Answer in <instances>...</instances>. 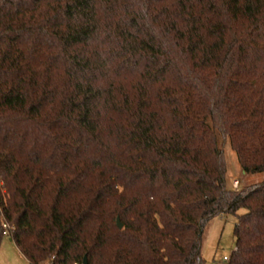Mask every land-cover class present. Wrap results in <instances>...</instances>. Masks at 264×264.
<instances>
[{
  "label": "trees",
  "instance_id": "1",
  "mask_svg": "<svg viewBox=\"0 0 264 264\" xmlns=\"http://www.w3.org/2000/svg\"><path fill=\"white\" fill-rule=\"evenodd\" d=\"M220 139L264 171V0H0V240L28 264H204L226 214L228 264H264V179L228 188Z\"/></svg>",
  "mask_w": 264,
  "mask_h": 264
},
{
  "label": "rangeland",
  "instance_id": "2",
  "mask_svg": "<svg viewBox=\"0 0 264 264\" xmlns=\"http://www.w3.org/2000/svg\"><path fill=\"white\" fill-rule=\"evenodd\" d=\"M220 143L227 168L226 183L228 188H233V183L237 182L238 187L234 190L238 191L264 179V171L252 174L243 170L238 162L236 152H234L227 139H220ZM244 211V209H241L237 214ZM235 222V215L226 214L214 218L206 226L202 238L204 264H225L223 257L229 256L235 249V236L232 231ZM0 264H28L24 256L18 252L9 234L1 236Z\"/></svg>",
  "mask_w": 264,
  "mask_h": 264
},
{
  "label": "built area",
  "instance_id": "3",
  "mask_svg": "<svg viewBox=\"0 0 264 264\" xmlns=\"http://www.w3.org/2000/svg\"><path fill=\"white\" fill-rule=\"evenodd\" d=\"M237 187H238V183L234 182L233 183V189H236ZM3 228L5 229L3 232V235L4 234L6 235V234H8V230L11 229L12 227L8 223L4 222ZM228 261H229V256L223 257V262H225V264H228L229 263Z\"/></svg>",
  "mask_w": 264,
  "mask_h": 264
},
{
  "label": "water",
  "instance_id": "4",
  "mask_svg": "<svg viewBox=\"0 0 264 264\" xmlns=\"http://www.w3.org/2000/svg\"><path fill=\"white\" fill-rule=\"evenodd\" d=\"M117 224H118V227L119 228H121L122 227V224H121V222H120V220H119V218L117 219ZM86 261V259H84V262Z\"/></svg>",
  "mask_w": 264,
  "mask_h": 264
}]
</instances>
